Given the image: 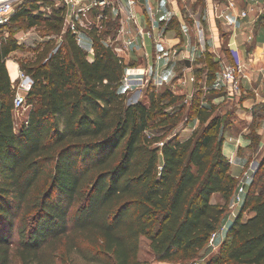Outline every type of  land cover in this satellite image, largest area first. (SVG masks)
I'll list each match as a JSON object with an SVG mask.
<instances>
[{"label": "trees", "instance_id": "1", "mask_svg": "<svg viewBox=\"0 0 264 264\" xmlns=\"http://www.w3.org/2000/svg\"><path fill=\"white\" fill-rule=\"evenodd\" d=\"M33 12L20 8L9 24L48 30L34 58L20 63L33 79L20 127L7 61L25 44L0 31V264H12L13 251L21 264L67 263L72 254L88 264H141L143 238L158 260L204 258L237 186L223 155L231 113H216L201 92L185 115L183 98L169 91L150 93L148 105L128 104V66L107 44L117 21L92 12L94 25L84 30L93 41L90 60L75 36L63 33L65 8L47 17ZM192 118L201 130L184 141L168 138ZM262 174L206 264H264ZM216 193L224 206L211 203ZM248 210L253 216L244 221Z\"/></svg>", "mask_w": 264, "mask_h": 264}, {"label": "crops", "instance_id": "2", "mask_svg": "<svg viewBox=\"0 0 264 264\" xmlns=\"http://www.w3.org/2000/svg\"><path fill=\"white\" fill-rule=\"evenodd\" d=\"M231 1L143 0L134 9L136 21L128 24L130 35L136 36L137 43L123 55L128 66L126 72L139 76L146 72L161 73L165 82L160 89L167 86L173 97L186 98L201 92L202 99L209 98L218 107L216 113H231L232 126L225 134L223 155L228 162L233 158L229 173L236 180L251 163L264 172V0H234V9L229 8ZM256 6L258 10L252 11ZM243 12H247L245 17L240 16ZM33 29L26 33L34 32ZM139 29L153 36L139 34ZM92 47V39L85 35L83 50L90 53L94 51ZM169 51L174 52V56L157 59ZM220 58L233 65L245 66L247 70V77L241 83L242 102L238 108L232 107L229 111L224 103L223 89L218 85ZM10 63L8 61L7 67L12 80L15 77L9 68ZM204 89L208 90L207 93L203 92ZM146 99L138 102L148 105L149 97ZM202 103L209 106L207 102ZM202 128L201 122L192 118L178 126L179 133L172 137L184 141ZM232 202L233 196L221 227H229L235 220L229 214ZM211 203L224 206L226 201L216 193L212 195ZM242 209L240 207L238 215ZM251 216L253 212L248 210L243 213V220L247 221ZM226 235V231H220L214 247L209 246L205 257L212 255L207 261L220 252Z\"/></svg>", "mask_w": 264, "mask_h": 264}, {"label": "built area", "instance_id": "3", "mask_svg": "<svg viewBox=\"0 0 264 264\" xmlns=\"http://www.w3.org/2000/svg\"><path fill=\"white\" fill-rule=\"evenodd\" d=\"M143 0H58L57 7L65 8L66 15L64 19V32H71L77 41V44L83 48L84 36L87 35L84 30L87 29L86 20L92 15V12L97 10L104 14V20L109 21L111 19L117 21L118 29L116 35L108 37L107 44L117 53V55L124 59V52H128L136 43V36L130 35L128 24L130 21H136V15L134 9ZM24 0H0V31L6 29L11 21V18L16 12V6L20 5ZM234 0L230 2L229 8L234 9ZM259 7L252 8V11L258 10ZM153 10V9H150ZM247 12L241 13V17H245ZM101 29H104L103 26ZM34 30V29H33ZM33 31L25 33L23 36L18 38L19 43L25 44L26 40L29 41V36L32 35ZM139 34H145L152 37V33L145 32L143 29H139ZM26 36V37H24ZM36 41V38H32ZM47 39V38H46ZM251 39V37H250ZM93 42V41H92ZM93 48V47H92ZM88 53V51H87ZM91 53V54H90ZM89 59L93 58L94 51L91 50ZM174 56V52L169 51L163 53L157 57L158 60H162L165 57ZM125 60V59H124ZM260 61V59H258ZM8 63V61H7ZM126 63V60H125ZM17 65V74L13 82L14 98L13 105L16 116L20 115L21 111H30V107L27 105L28 94L33 85V79L21 70L20 64ZM220 72H219V87L224 92V103L228 99H233V107L238 108L242 102L243 90L242 80L247 77V70L245 66L233 65L226 59L220 58ZM128 68V67H127ZM165 82L163 74H152V72H146L145 74H134L125 72L124 75V90L126 92H134L137 90L150 89L153 92H157L160 86ZM207 89H204V93H207ZM194 96H188L184 99L186 106H191ZM202 99V98H201ZM169 108L167 111H172ZM27 117L23 123L27 121ZM27 123V122H26ZM158 146H163V143H158ZM230 165L234 164L233 158L229 160ZM258 167L255 163H251L247 168L243 169V173L237 177V186L233 194V202L229 209V214L232 219H236L238 210L245 204L248 193L253 187ZM227 232L228 227H220L218 231L212 234L209 241V246L214 247L215 242L218 238L219 233Z\"/></svg>", "mask_w": 264, "mask_h": 264}, {"label": "rangeland", "instance_id": "4", "mask_svg": "<svg viewBox=\"0 0 264 264\" xmlns=\"http://www.w3.org/2000/svg\"><path fill=\"white\" fill-rule=\"evenodd\" d=\"M57 5H58V0H24V2L22 4L16 6V11H19V9L23 7V8H27L28 10H34L33 14H37L38 12H41L45 17H47V16H51L53 14L54 8H57ZM86 25H87V29H90L94 25V21H93L91 16L89 18H87ZM116 28H114V30ZM29 29H31V28H27L26 22H24L23 24H19L18 26L10 25L6 29H4V36L9 37V36L13 35L14 38L15 37L20 38ZM47 33H48V30L45 28L44 24L38 26L37 28L34 27V32H32L31 36H33V38H36V41L32 40V37H30L29 41L28 40L24 41V42H26L25 45H23L24 47L22 49H20L18 52L11 54L8 61L12 62V63H19L20 64V63H27L28 61L32 60L35 56L34 51L37 49L36 48V47H38L37 45L42 44L46 40L47 37L45 35H47ZM24 37H26V36H24ZM22 44H23V41H22ZM87 55H89V54L87 53ZM9 68L12 71L11 63L9 65ZM140 91L135 92V93H131V92L128 93L127 92V103H135V102L143 101V100L147 101L146 97H150V95H149L150 93H155L157 95H161L163 93L168 92L167 86L162 87L158 92H153V90H149V89H146L144 91V93L140 92ZM184 99H185V97H183L182 100L184 101ZM162 101L166 105L168 103L169 99L165 97L162 99ZM168 108H170V106ZM188 110H189V106H186V108L184 109V112H183L184 115L187 113ZM27 115H28V111H26V112L21 111L20 115L16 116V127L21 126V124L23 123V121ZM182 119H185V118H182ZM183 122H184L183 124L187 123L186 120H184ZM178 130L179 129H177V128L173 129L168 134V138L172 137L174 135V133L178 132ZM262 173H263L262 175L264 177V172H262ZM263 185H264V178H263V181L258 186V189H257L258 192L263 189ZM15 224H16V228L14 231V245L16 246L18 243L17 228L19 226V221L17 220L15 222ZM211 255H208V257H205L202 259H198L194 263L193 262L182 263L181 261H177V260H164V261L158 260L154 256L153 252L150 249L149 240L146 238H143L141 241V245H140L139 261L141 264H205V262L207 261V258H209ZM65 260H67V263L66 262H60L59 264H88V263L84 262L83 260H81L80 258H78L74 254H72L71 256L65 257ZM11 262H12V264H21L19 257H17L15 254V251H13Z\"/></svg>", "mask_w": 264, "mask_h": 264}, {"label": "water", "instance_id": "5", "mask_svg": "<svg viewBox=\"0 0 264 264\" xmlns=\"http://www.w3.org/2000/svg\"><path fill=\"white\" fill-rule=\"evenodd\" d=\"M11 63H12V62H11ZM14 65H16V63H14ZM16 66H17V65H16ZM16 74H17V71H16ZM14 77H16V75H15ZM14 79H15V78H14ZM14 79H12V81H14ZM233 105H234V101H233V99H228V101H227L226 104H225L226 109H227L228 111L232 109Z\"/></svg>", "mask_w": 264, "mask_h": 264}, {"label": "bare ground", "instance_id": "6", "mask_svg": "<svg viewBox=\"0 0 264 264\" xmlns=\"http://www.w3.org/2000/svg\"><path fill=\"white\" fill-rule=\"evenodd\" d=\"M17 71V66L12 63V75L15 76Z\"/></svg>", "mask_w": 264, "mask_h": 264}]
</instances>
